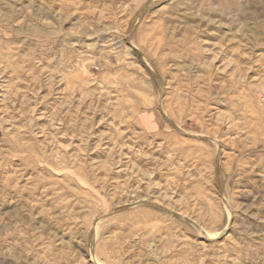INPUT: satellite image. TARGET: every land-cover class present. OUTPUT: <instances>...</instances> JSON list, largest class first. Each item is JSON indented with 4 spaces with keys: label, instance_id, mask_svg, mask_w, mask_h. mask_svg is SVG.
Listing matches in <instances>:
<instances>
[{
    "label": "rangeland",
    "instance_id": "obj_1",
    "mask_svg": "<svg viewBox=\"0 0 264 264\" xmlns=\"http://www.w3.org/2000/svg\"><path fill=\"white\" fill-rule=\"evenodd\" d=\"M0 264H264V0H0Z\"/></svg>",
    "mask_w": 264,
    "mask_h": 264
},
{
    "label": "crops",
    "instance_id": "obj_2",
    "mask_svg": "<svg viewBox=\"0 0 264 264\" xmlns=\"http://www.w3.org/2000/svg\"><path fill=\"white\" fill-rule=\"evenodd\" d=\"M148 129H151L149 126H147Z\"/></svg>",
    "mask_w": 264,
    "mask_h": 264
}]
</instances>
